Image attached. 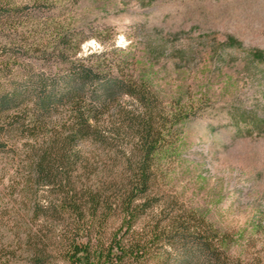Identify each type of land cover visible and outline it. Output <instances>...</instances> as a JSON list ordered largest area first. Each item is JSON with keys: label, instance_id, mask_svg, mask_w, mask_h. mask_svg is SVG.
<instances>
[{"label": "rangeland", "instance_id": "374dc122", "mask_svg": "<svg viewBox=\"0 0 264 264\" xmlns=\"http://www.w3.org/2000/svg\"><path fill=\"white\" fill-rule=\"evenodd\" d=\"M6 1L21 10L0 21V91L27 70L58 74L82 59L145 82L167 107L190 114L156 155L160 194L217 230L229 259L264 264V0ZM5 115L0 264H69L61 220L42 213L56 196L36 184L34 141L8 129ZM79 149L102 155L90 144ZM157 262L154 251L142 264Z\"/></svg>", "mask_w": 264, "mask_h": 264}, {"label": "trees", "instance_id": "16d2710c", "mask_svg": "<svg viewBox=\"0 0 264 264\" xmlns=\"http://www.w3.org/2000/svg\"><path fill=\"white\" fill-rule=\"evenodd\" d=\"M20 10L0 0V21ZM84 61L58 74L27 70L0 91L5 125L34 141L29 152L36 184L56 196L42 213L62 222L64 259L142 264L155 251L161 254L157 264H242L224 253L217 230L157 188L156 155L176 141L178 124L190 114L167 107L145 82ZM111 111H117V125L108 121ZM80 144L92 145L101 157L82 154ZM148 210H158V218L137 229Z\"/></svg>", "mask_w": 264, "mask_h": 264}]
</instances>
